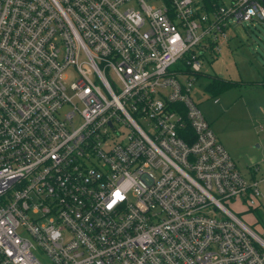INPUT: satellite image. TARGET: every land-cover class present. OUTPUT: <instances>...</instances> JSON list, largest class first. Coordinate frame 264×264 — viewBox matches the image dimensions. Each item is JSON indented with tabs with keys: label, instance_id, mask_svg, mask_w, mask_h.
I'll list each match as a JSON object with an SVG mask.
<instances>
[{
	"label": "built area",
	"instance_id": "1",
	"mask_svg": "<svg viewBox=\"0 0 264 264\" xmlns=\"http://www.w3.org/2000/svg\"><path fill=\"white\" fill-rule=\"evenodd\" d=\"M256 21L264 0H0V264H264L224 202L264 218L261 181L192 95Z\"/></svg>",
	"mask_w": 264,
	"mask_h": 264
},
{
	"label": "rangeland",
	"instance_id": "2",
	"mask_svg": "<svg viewBox=\"0 0 264 264\" xmlns=\"http://www.w3.org/2000/svg\"><path fill=\"white\" fill-rule=\"evenodd\" d=\"M234 29L230 47L225 46L223 53L206 67L208 74L198 77L192 95L242 172L247 175L248 167H259V176H264V23L234 24ZM209 75L235 84L224 90L210 89ZM75 77L70 71L66 83L70 85ZM68 94L72 95L70 91ZM215 98L220 102L215 103ZM69 110L70 107H64L63 113ZM81 122L77 115L74 124ZM224 202L264 238L261 211L241 213V204ZM41 259L50 264L45 256Z\"/></svg>",
	"mask_w": 264,
	"mask_h": 264
},
{
	"label": "trees",
	"instance_id": "3",
	"mask_svg": "<svg viewBox=\"0 0 264 264\" xmlns=\"http://www.w3.org/2000/svg\"><path fill=\"white\" fill-rule=\"evenodd\" d=\"M208 78L210 80L209 88L213 89V90L228 89L235 84V82L224 79V78L219 77V76L209 75Z\"/></svg>",
	"mask_w": 264,
	"mask_h": 264
},
{
	"label": "crops",
	"instance_id": "4",
	"mask_svg": "<svg viewBox=\"0 0 264 264\" xmlns=\"http://www.w3.org/2000/svg\"><path fill=\"white\" fill-rule=\"evenodd\" d=\"M232 38V37H231ZM230 43H231V39H230V41L229 42H227V43H225V45H224V47L225 46H229L230 47ZM219 102H220V100H219ZM218 102V103H219ZM218 135V134H217ZM219 137V136H218ZM220 139V138H219ZM221 140V139H220ZM222 142V141H221ZM223 143V142H222ZM225 146V145H224ZM226 147V146H225ZM228 150V149H227ZM229 151V150H228ZM229 153H230V151H229ZM231 154V153H230ZM231 156H232V154H231ZM233 157V156H232ZM233 159H234V157H233ZM235 160V159H234ZM236 161V160H235ZM237 163V162H236ZM237 166H238V163H237ZM238 168L240 169V167L238 166ZM241 170V169H240ZM241 172H242V170H241ZM243 173V172H242ZM259 167H255V168H253V167H248L247 168V175H245L244 173V176H246L248 179H258V180H260L261 181V187H262V190H263V192H264V188H263V184H264V176H259Z\"/></svg>",
	"mask_w": 264,
	"mask_h": 264
}]
</instances>
